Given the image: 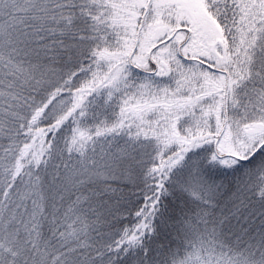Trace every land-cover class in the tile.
Wrapping results in <instances>:
<instances>
[{
    "label": "snow or ice",
    "instance_id": "snow-or-ice-1",
    "mask_svg": "<svg viewBox=\"0 0 264 264\" xmlns=\"http://www.w3.org/2000/svg\"><path fill=\"white\" fill-rule=\"evenodd\" d=\"M0 264H264V0H0Z\"/></svg>",
    "mask_w": 264,
    "mask_h": 264
}]
</instances>
